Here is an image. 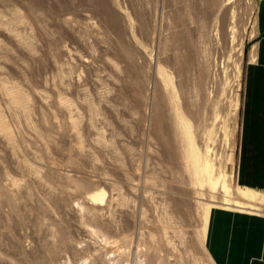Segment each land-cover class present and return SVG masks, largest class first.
<instances>
[{"label": "rangeland", "instance_id": "374dc122", "mask_svg": "<svg viewBox=\"0 0 264 264\" xmlns=\"http://www.w3.org/2000/svg\"><path fill=\"white\" fill-rule=\"evenodd\" d=\"M108 3L117 29L97 0H0L1 10L32 21L39 55L0 32V111L17 151L15 161L0 138V264H216L207 246L211 211L264 216L255 202L260 210L221 206L247 201L235 193V167L259 0ZM63 44L86 60L74 62L93 111L71 84L61 92L76 120L52 66L68 60ZM3 81L29 96L34 127L15 118ZM111 90L119 118L97 104ZM96 132L116 143L124 163L97 144ZM207 148L216 172L233 174L229 192L198 171ZM102 188L114 201L104 210L92 199Z\"/></svg>", "mask_w": 264, "mask_h": 264}, {"label": "crops", "instance_id": "0c3cea01", "mask_svg": "<svg viewBox=\"0 0 264 264\" xmlns=\"http://www.w3.org/2000/svg\"><path fill=\"white\" fill-rule=\"evenodd\" d=\"M241 112L236 184L264 192V0L244 71ZM208 219L207 246L216 264H264L263 215L213 210Z\"/></svg>", "mask_w": 264, "mask_h": 264}, {"label": "bare ground", "instance_id": "6f19581e", "mask_svg": "<svg viewBox=\"0 0 264 264\" xmlns=\"http://www.w3.org/2000/svg\"><path fill=\"white\" fill-rule=\"evenodd\" d=\"M97 1L99 2L100 7H101V5L103 6V7H101V11L100 12L103 13V16H105V18L108 21L109 25H111L112 28L117 29L118 28V23H120L119 22V15L113 9H111V7L108 6L109 5L108 0H97ZM40 4H42V3H40ZM1 9H0V32H3V34H6L5 37L12 38L19 45L23 46V49L29 50L30 52H32V54H34V56L38 57L39 55L36 54V48H35V43H34L35 40H36L35 39L36 37H35V34H34L35 29L33 28L34 25L32 24V21H29L26 16H22L21 14L17 13L16 15H12L10 13L8 14L5 10H1ZM65 9H67V8H65ZM97 10H98V8H97ZM31 17L33 18V17H35V15L31 14ZM85 19H87L86 23H91L90 22V18L86 17ZM92 20H93V18H92ZM37 23L39 24V26L42 25V27H44V29H45V26H44L45 22H43V20L39 21ZM19 24H23V34L21 33V30H19V28L17 27V26H19ZM65 26L68 27V28H71L70 27V22L68 24H66ZM234 29H235V27L232 28V33H234V31H235ZM40 31L45 33V31L42 30V29H40ZM49 34H50V29H49ZM21 36H23V39H22ZM119 37H122V36H119ZM119 40H121V39H119ZM179 41H180L179 37H174L173 38L171 44L175 46L174 51L179 50V47L181 46L179 44ZM122 44H124V43H122ZM1 46H2V42H0V49L2 48ZM62 52L68 58V60L66 62L64 61V66L62 64L61 68H60L58 62L54 58H53L54 60H52V66H53V68H55V77H56V79L58 81L57 84L59 85V95H60L59 99L61 100V103H63L64 108L67 109L68 112L70 113L71 119L72 120H76V118L73 116L74 115V113H73L74 109L72 108L71 102L69 100H67L64 96H61L62 95L61 92H65L68 89V85L71 84L76 89V91L79 92V94H82L84 96L83 100H84L85 104L87 105L88 109L90 111H93L92 103H90L89 99L86 98L87 94H88V92H86V90H85L86 89V87H85L86 84L83 83V80H82L83 77L81 76L80 71L78 72V68H77L79 66L76 65L77 63L78 64H79V62L83 63L86 60L83 61L82 58L78 59V55H76L74 52H72L71 49H69L67 47V45L66 46L64 45V47L62 49ZM177 53L179 54L178 51H177ZM74 61H76L77 63L75 64ZM185 64H186V61H184V60H182L180 58V60L178 61V67L180 69L184 70ZM91 67L93 69V72L95 71L94 72L95 73V77L96 76L99 77L100 74H101L100 73V69L96 68V66L94 65L93 62L91 64ZM96 70H98V71H96ZM60 71L64 75H61ZM96 81L100 84L99 80H96ZM96 86L97 85H95V88H96ZM1 87H2V90L5 92L7 97H9L10 101L13 104V107H14L13 114H14L15 118L17 120L23 118V119L26 120V122L29 123L30 126H33L34 117H33V111H32L31 104H30L31 100H30L29 96L27 94H25L24 92L21 94V90H19L20 91L19 92L17 90L16 85H14L13 83H9V82L3 81V82H1ZM111 91H112V95L110 97H108L106 95V94H109V93H107V91L105 93H101V94L99 93L98 94V103L97 104H98V106L107 108L108 111L112 112L113 114L118 115V108H116V106L112 104L113 103L112 100H111L112 103L110 102V98H114L117 95H116L114 90H111ZM42 99L47 101V97L46 96H43ZM236 107H238V102L236 103ZM99 113L100 112H98L97 114H99ZM2 115H3V112L0 111V135H1L0 138H2L6 142V145L8 147H10V149H11V157H13L14 158L13 160L16 161V159H17V151H16V148L14 146L13 135L11 134V131L8 130V126L4 125L5 123H4V118H3ZM94 118H95V116H94ZM117 118H119V115L117 116ZM154 119H158V123L155 122L156 125H158L160 123V121H161V118H159L157 115L155 116ZM147 131H149V129ZM96 133L100 137V138L97 139V144L102 145V143H103V138H101L102 133H100V132H96ZM104 143L103 144L105 146L109 147L110 152H112L114 154L113 156H114L115 161L117 163H120V164L124 163V161L120 158V153L117 154V151L115 150V144L116 143L114 144L113 141L112 142L107 141V142H104ZM80 149L82 150L83 148L80 147ZM130 153L133 154L132 151H130ZM209 153H212V150L210 148H207L206 157L199 160V167H198L199 169H198V171L202 172V174L204 175L205 181L208 182L214 189H219V190L224 191V192H229L231 190L232 186H231V184H229L228 178H231V180L233 181L234 180L233 174L232 173H230V174H220L219 173L218 174L216 172V168H215V165H214L212 159L207 157V155H209ZM155 168H154V170H155ZM33 170L35 172H37L35 169H33ZM141 171H142V168H141ZM151 173H154V171L151 172ZM127 179H129V178H127ZM235 193L238 195L239 198L245 199L247 201L236 200L234 203H232V202H230V200L226 199V200H224L222 202L223 205H221V206H226V207L234 206V207H237L238 209H240L242 211H245V210H260L262 207L259 206L258 204L264 205V192H260L261 193L260 194L255 189H250V188L238 186L235 189ZM92 199H93L94 202L99 203L102 206V210H104L106 208H109L111 205H113V202H114L113 201V197L108 198L107 191L105 189H103V188L99 192H96V193L92 194ZM254 202L258 203V204H253ZM211 206L212 207H217L216 205H211ZM262 211H264V210H262ZM179 238L182 241H184V239H185L184 235H180ZM170 242L172 243V241H170ZM153 243L155 244L154 241H153Z\"/></svg>", "mask_w": 264, "mask_h": 264}]
</instances>
